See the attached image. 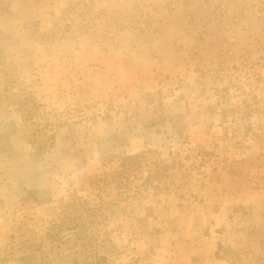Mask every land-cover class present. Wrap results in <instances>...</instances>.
I'll return each instance as SVG.
<instances>
[{"label": "rangeland", "instance_id": "1", "mask_svg": "<svg viewBox=\"0 0 264 264\" xmlns=\"http://www.w3.org/2000/svg\"><path fill=\"white\" fill-rule=\"evenodd\" d=\"M0 264H264V0H0Z\"/></svg>", "mask_w": 264, "mask_h": 264}]
</instances>
